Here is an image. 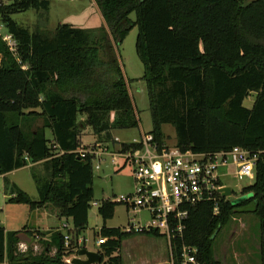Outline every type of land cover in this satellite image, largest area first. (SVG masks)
<instances>
[{"label":"trees","instance_id":"16d2710c","mask_svg":"<svg viewBox=\"0 0 264 264\" xmlns=\"http://www.w3.org/2000/svg\"><path fill=\"white\" fill-rule=\"evenodd\" d=\"M95 2L106 23L100 32L62 24L52 36L31 32L12 18L31 9L48 11L49 0H7L0 7L4 29L18 42L11 52L0 37V177L51 157L53 149L58 152L51 167L56 181L35 179L38 201L7 178L4 191L14 196L12 202L32 209L60 206L75 228L70 249L57 232L34 255L16 252L17 243L31 246L29 237L0 226V264H67L66 257L79 253L75 240L86 229L94 202L92 161L78 155L84 130L91 126L106 143L114 140L115 130L139 126L119 56V46L135 26L152 117L149 134L159 146H167L163 126L173 125L176 147L183 152L241 147L260 158L255 184L242 191L249 195L244 201L222 199L218 213L211 202L191 206L184 238L173 240L174 256L182 244L193 245L201 264H220L212 249L218 234L232 217L249 213L260 220L264 264V0ZM251 93L257 96L250 109L243 102ZM83 115L87 121L80 122ZM39 121L42 127L30 130ZM113 203L103 201L100 214L106 217ZM100 236L106 239L98 251L100 264H124L122 241L132 235L103 227Z\"/></svg>","mask_w":264,"mask_h":264},{"label":"rangeland","instance_id":"374dc122","mask_svg":"<svg viewBox=\"0 0 264 264\" xmlns=\"http://www.w3.org/2000/svg\"><path fill=\"white\" fill-rule=\"evenodd\" d=\"M51 5L48 11L29 10L27 12L13 15L12 18L20 26L31 32L41 31L52 36L60 24H68L76 28L100 32L102 24L95 9L89 8V0H50ZM7 0H0V7L6 4ZM86 8V9H85ZM130 20L136 21V13L129 16ZM0 26L2 20L0 18ZM6 32V30H3ZM139 27L135 26L126 36L124 42L119 46V56L121 67L128 87L133 98L135 112L139 126L127 130H115V137L121 142H138L143 134L152 131V117L149 107V98L146 84L143 80L145 67L137 52V38ZM18 44L13 38L11 45ZM256 94L251 93L243 102L247 108H252L256 99ZM79 121H87V116H79ZM116 113L111 115V123L115 124ZM42 121L34 123L31 129L42 127ZM163 132L166 137L168 147L176 146V130L173 125H164ZM47 136L52 139L50 130L46 131ZM82 147L88 148L96 143L116 144L115 141L102 143L95 134L91 126H87L81 137ZM115 149H119L115 147ZM58 152L53 149L52 156L37 163H29L23 169L16 170L9 175V181L18 185L27 193L33 201L39 200L36 180L42 183L56 181L52 177V160L57 157ZM98 161L93 162L94 176V202L89 212V222L86 229L81 232L79 238L86 242L80 244L89 251L97 252L100 248L96 247L97 241L102 239L100 230L103 227L120 228L124 232L133 217L127 208L122 204H114L115 198L128 195L133 192L134 181L132 178V168L126 166L121 168L112 163V158L104 157L100 162V170L96 167ZM255 180L244 178L235 180L234 177H226L224 184L233 189V196L229 199L234 204L244 201L249 195L243 196L242 191L255 184ZM13 195L5 193L4 181L0 177V226L6 228L8 232H17L28 236L32 241L31 246L24 245L22 242L16 244L17 254H25L32 251L34 255H40L47 247L51 235L57 233L62 223L66 221L60 206L54 203H47L40 208L32 209L29 205L12 202ZM113 201V209L106 217L101 215L99 208L102 202ZM146 220L147 215H137V219ZM122 241L121 256L124 264H167L170 262V249L163 237L147 236L145 234H131ZM262 231L260 230V220L253 214L245 213L232 217L218 234L212 249L214 259L220 264H261L260 261V242ZM78 238V239H79ZM74 239V238H73ZM78 242V240H75ZM79 245V244H78ZM56 250L52 249L51 255ZM73 254L71 257L75 256ZM70 257V258H71ZM68 259V257H66ZM65 258V260H66ZM8 264V263H6Z\"/></svg>","mask_w":264,"mask_h":264},{"label":"built area","instance_id":"2783aa9c","mask_svg":"<svg viewBox=\"0 0 264 264\" xmlns=\"http://www.w3.org/2000/svg\"><path fill=\"white\" fill-rule=\"evenodd\" d=\"M0 26V37L11 52L17 48L11 45L13 35L3 32ZM114 144L96 143L88 148L82 147L78 155L82 159L90 157L98 161L97 169L104 157L112 158V163L124 168H132L134 181L133 192L115 198V203L124 205L133 216L124 232L127 234H146L158 232L166 239L170 249V264H201L198 260L199 250L195 246L182 244L177 258L173 253V240L184 238L186 224L189 220V209L201 203H213L215 213L224 198L220 191L226 188L224 179L235 180L249 178L255 180V169L259 153L241 147L215 153H196L191 150L181 151L176 146L160 147L151 134H143L131 149H124L119 139ZM115 147L119 149H115ZM64 154V152H61ZM231 187V186H229ZM232 194L233 189L231 187ZM113 202V201H112ZM98 206L97 203H93ZM146 214V220L137 219V215ZM64 234L65 247L70 249L75 228L71 220H66L57 230ZM86 242L79 238L78 244ZM106 239H100L95 246L100 248ZM25 245V244H24ZM86 249L80 245V250ZM77 251V250H76ZM73 257L66 258L72 264Z\"/></svg>","mask_w":264,"mask_h":264},{"label":"water","instance_id":"95a60500","mask_svg":"<svg viewBox=\"0 0 264 264\" xmlns=\"http://www.w3.org/2000/svg\"><path fill=\"white\" fill-rule=\"evenodd\" d=\"M224 198L232 197L231 187L226 186L220 191ZM102 262V256L94 251L82 249L79 251L78 256L72 261V264H100Z\"/></svg>","mask_w":264,"mask_h":264},{"label":"crops","instance_id":"0c3cea01","mask_svg":"<svg viewBox=\"0 0 264 264\" xmlns=\"http://www.w3.org/2000/svg\"><path fill=\"white\" fill-rule=\"evenodd\" d=\"M50 1V0H49ZM89 8H93V9H95L96 10V13L98 14V16H99V19H100V22H101V24H102V27H105L106 26V23H105V20H104V18H103V16H102V14H101V11H100V9L98 8V6H97V4H96V2H95V0H89ZM50 5H51V2H50ZM86 9V8H85ZM60 25H62V24H60ZM59 25V26H60ZM58 26V27H59ZM57 27V28H58ZM56 28V29H57ZM81 29V28H80ZM4 30H6V29H4ZM7 32V31H6ZM6 32H4V33H6ZM114 134V133H113ZM115 139H119V138H117V137H115ZM119 141L121 142V140L119 139ZM121 143H123V144H130V143H124V142H121ZM15 172V171H14ZM13 173V172H12ZM11 173H9V174H7V175H5V176H1L2 177V179H3V181H5V179L7 178L8 180H9V175H10ZM16 185V184H15ZM17 187H18V185H16ZM19 188V187H18ZM22 190V189H21ZM23 191V190H22ZM6 229V228H5ZM6 232H8L7 230H6ZM27 238H28V236H27ZM27 240V239H26ZM23 244H25V245H28L27 244V242L26 241H23L22 242ZM32 243V242H31ZM167 264H170V262H168Z\"/></svg>","mask_w":264,"mask_h":264}]
</instances>
